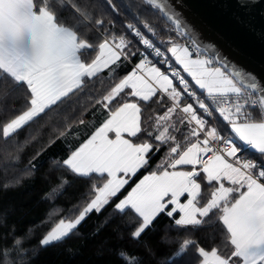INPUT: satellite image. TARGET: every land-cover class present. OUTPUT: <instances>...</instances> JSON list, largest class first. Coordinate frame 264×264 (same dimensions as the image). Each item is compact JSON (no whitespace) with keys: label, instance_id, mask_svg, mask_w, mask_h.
<instances>
[{"label":"snow or ice","instance_id":"1","mask_svg":"<svg viewBox=\"0 0 264 264\" xmlns=\"http://www.w3.org/2000/svg\"><path fill=\"white\" fill-rule=\"evenodd\" d=\"M105 2L119 14L113 0ZM143 3L170 21L178 34H185L187 25L168 0ZM64 6L71 7L74 14L85 20L91 19L80 5H69L67 0H0V79L24 88L26 98L23 110L0 124V136L5 140L42 114L49 116L55 111L54 106L58 108L84 91L91 78H99L105 69L115 78L122 61L131 60L140 51L133 49L132 40L124 34L115 33L114 27L108 26L112 22L103 17L92 20L98 43L81 38L77 31L60 23L58 9ZM136 19L140 27L128 22L127 31L159 64L168 65L166 71L170 75L152 66L141 53L134 69L97 101L108 110L106 118L86 142L54 164L83 177L99 174L106 182L102 186L94 184L86 194L90 199L84 206L76 210L74 217L61 218L41 244L61 242L89 214L100 213L111 205L115 214H132L136 224L131 233L134 238L141 237L161 214L173 218L177 228L198 227L211 223L214 217L216 222L222 221L221 247L206 250L185 239L162 264H186L184 257L189 247L197 249L198 264H264V168L242 155L245 148H251L264 157V86L251 74L222 71L221 67H228L226 62L214 67L212 60L200 58L199 47L190 52L188 47L169 38L171 46L167 51L191 77L190 82L169 64L171 57L153 42L154 27L139 17ZM89 50L97 54L86 61L82 58L90 56ZM182 93L197 107L186 103ZM148 101L161 105L170 101L171 106L163 115L147 118L150 125L142 127L139 104ZM206 101L218 105V115L232 135L222 136L216 127L208 126L205 117L213 116L216 109ZM177 113L183 115L173 123L172 117ZM185 119L194 126L181 142L173 132L181 131L178 125ZM165 125H170L171 130ZM110 133L114 138H110ZM165 146V162L120 199L121 190L131 178L141 169L151 167L152 153ZM177 166H191V170L177 171ZM31 168L34 170L35 165ZM197 180H206L205 187L213 188L210 198L201 195V183ZM66 183L61 180V184ZM182 197L186 203L181 202ZM201 200L205 202L201 204ZM19 244L17 241L14 249ZM10 256V251L0 250V264H5V258Z\"/></svg>","mask_w":264,"mask_h":264},{"label":"trees","instance_id":"2","mask_svg":"<svg viewBox=\"0 0 264 264\" xmlns=\"http://www.w3.org/2000/svg\"><path fill=\"white\" fill-rule=\"evenodd\" d=\"M57 2L63 3V0ZM73 3L86 10L91 19L85 20L79 14H74L71 7L64 6L58 9L60 23L64 26L77 31L81 38L98 43L92 30V20L103 17L106 22H112L108 26L114 27L115 33L124 34L132 40L133 49L140 51L131 60L122 61L115 78L105 69L99 74V78H91V83L84 91L72 96L58 108L54 106L55 111L49 116L42 114L41 118L30 122L10 139L5 140L0 136V250L11 252V256L5 258V264H162L185 239L194 241L197 247H204L206 250L221 247L224 229L222 221L216 222V217L211 223H203L198 227L177 228L173 218L161 214L141 237L134 238L131 233L136 224L132 214H115L111 205L106 206L100 213L89 214L61 242H54L49 246L41 244L42 239L61 218L74 217L76 210L84 206L90 199L86 194L94 184L102 186L106 182L97 174L89 177L74 174L67 168L58 167L54 161L66 159L70 150L77 148L92 133L93 128L106 118L108 110L97 101L119 79L129 74L139 62L140 54H144L142 45L127 31L125 25L132 22L140 27L137 17L140 21L148 22L156 31L153 41L163 49L170 45L169 38L176 42H189L174 30V25L166 22L158 11L143 3V0H113L119 14L113 12L105 0H67V4ZM89 52L90 56L82 59L90 61L97 54L92 50ZM152 64L167 72L168 65H161L157 61ZM175 86L180 90L176 82ZM159 96L160 94L157 98ZM182 97L186 103H193L197 107L183 93ZM128 100L132 101V98L128 97ZM25 103L24 88L16 87L9 80L0 79V124L14 118L23 110ZM139 106L142 127H146L151 123L147 118L163 115L171 102L161 105L148 101L140 103ZM182 115L174 114L172 122L175 123ZM225 125L222 118L216 117L208 126L216 127L222 136H229L230 130ZM178 127L181 131L173 134L183 142L184 135L191 126L185 119ZM167 152V146L153 152L151 167L141 169L131 178L129 185L121 190L120 199L139 180L164 163ZM248 152L244 150L243 157L264 168V157L255 152L251 153V150ZM33 164L34 170L31 168ZM61 180L67 183L61 184ZM197 182L201 183L200 180ZM206 183V180L201 183V195L210 198L213 188H206ZM204 202L200 201L201 204ZM17 241L20 244L14 249ZM184 260L186 264H198L197 249L189 247Z\"/></svg>","mask_w":264,"mask_h":264},{"label":"water","instance_id":"3","mask_svg":"<svg viewBox=\"0 0 264 264\" xmlns=\"http://www.w3.org/2000/svg\"><path fill=\"white\" fill-rule=\"evenodd\" d=\"M168 3L187 25L183 36L193 47H199L200 53L220 67L226 62L227 69L222 67L226 72L251 74L264 86V0H168ZM166 22L172 24L167 19Z\"/></svg>","mask_w":264,"mask_h":264},{"label":"crops","instance_id":"4","mask_svg":"<svg viewBox=\"0 0 264 264\" xmlns=\"http://www.w3.org/2000/svg\"><path fill=\"white\" fill-rule=\"evenodd\" d=\"M177 43H179V44H180L181 46H183V47H188L189 50L191 49V47H190V46H191L190 42H184V41H183V42H180V41H178ZM170 46H171V45H169L168 47H170ZM168 47H167V48H168ZM165 50H166V49H165ZM166 52L168 53L167 50H166ZM168 55H169V57H171V59L169 60V61L171 62V64H172L175 68H178L179 70L181 69L180 71H183L182 67H181L180 65H178V64L175 63V58L171 56V53H168ZM193 56H195V54H193ZM209 59H210V58H209ZM212 61H213V60H212ZM216 64H217V63H216L215 61H213V66H214V67H218V65H216ZM152 66H156V67H158V65H153V64H152ZM160 70L163 71L161 68H160ZM222 70L225 71L223 68H222ZM165 73L170 75L169 72H165ZM183 74H185V78L188 79V80L191 82V77H189V76L187 75V73H184V72H183ZM170 78H171V77H170ZM173 83H174V85H175V82H174V81H173ZM197 93L199 94V90L197 91ZM205 95H206V93H205ZM137 99H138V98H137ZM104 119H105V118H104ZM104 119H103V120H104ZM100 125H101V123H100L98 126H96L95 128H93V131H92V132H94L95 129H96L97 127H99ZM229 130H230V129H229ZM230 135H232L231 132H230ZM109 136H110V138H114V134H113V133H110ZM88 138H90V135H89L86 139H88ZM86 139H85L83 142H81L80 145H81L82 143L86 142ZM80 145H79V146H80ZM79 146H78V147H79ZM78 147H77V148H78ZM75 149H76V148H75ZM75 149H74V150H75ZM246 149L249 150V151L251 150L252 152L257 153L256 151L252 150L251 148H245V150H246ZM74 150H73V151H74ZM189 168H190V169H188V167H187V168H184V167H181V168H180V167H179V168H177V169H182L181 171H190V170H191V167H189ZM97 175H99V174H97ZM105 175H106V174H105ZM148 175H149V174H148ZM146 176H147V175H146ZM225 186H228L227 182H225ZM181 202H182V203H186L187 201L182 197V198H181ZM177 218H179V215H178Z\"/></svg>","mask_w":264,"mask_h":264},{"label":"built area","instance_id":"5","mask_svg":"<svg viewBox=\"0 0 264 264\" xmlns=\"http://www.w3.org/2000/svg\"><path fill=\"white\" fill-rule=\"evenodd\" d=\"M154 42V41H153ZM155 43V42H154ZM156 44V43H155ZM191 44V43H190ZM156 46L157 47H160V46H158L157 44H156ZM191 50L193 51V45L191 44ZM161 48V47H160ZM142 49H143V52H144V54L147 56V58H148V60L149 61H151V62H155V61H157V58H155L153 55H149L147 52H145V49L143 48V46H142ZM161 50L162 51H164L165 52V55L166 56H168L169 57V55H167V52L165 51V49H163V48H161ZM195 54V53H194ZM170 64H171V62H169ZM172 65V64H171ZM134 69V68H133ZM178 71H180L178 68H176ZM180 72H182V71H180ZM182 74V73H181ZM183 75V74H182ZM183 76H185V75H183ZM174 82H176V84H178L179 85V83H178V81H175L174 80ZM198 94V93H197ZM199 95V94H198ZM202 99H203V97H201ZM207 103H210L211 104V101H206ZM211 107H213V108H215L216 109V111L213 113V116H211V117H205L208 121H209V123L210 122H212V121H214V119L217 117V118H220L219 117V115H218V105H215V104H211ZM198 114H201V113H198ZM191 127H193L194 126V124H192V125H190ZM202 138V137H201ZM197 171H199V166H197Z\"/></svg>","mask_w":264,"mask_h":264},{"label":"rangeland","instance_id":"6","mask_svg":"<svg viewBox=\"0 0 264 264\" xmlns=\"http://www.w3.org/2000/svg\"><path fill=\"white\" fill-rule=\"evenodd\" d=\"M167 50V49H166ZM190 52H192V50L190 49L189 50ZM168 53H170V52H168ZM168 53H167V55H168ZM193 59H195L196 58V55L195 56H193L192 57ZM200 58H202V59H209V57L207 56V55H204L203 53H200ZM209 60H213V59H209ZM213 61H215V60H213ZM216 65H218V67H220V65L219 64H216ZM181 70V69H180ZM221 70H222V67H221ZM225 70V69H224ZM223 71V70H222ZM182 74H183V71L181 72ZM227 73V72H226ZM183 75H185V74H183ZM171 170V169H170ZM177 171H181L182 169H176ZM140 181V180H139Z\"/></svg>","mask_w":264,"mask_h":264},{"label":"bare ground","instance_id":"7","mask_svg":"<svg viewBox=\"0 0 264 264\" xmlns=\"http://www.w3.org/2000/svg\"><path fill=\"white\" fill-rule=\"evenodd\" d=\"M245 151H247V152H248L249 150H247V149H246ZM248 153H249V152H248ZM251 153H252V151H251Z\"/></svg>","mask_w":264,"mask_h":264}]
</instances>
